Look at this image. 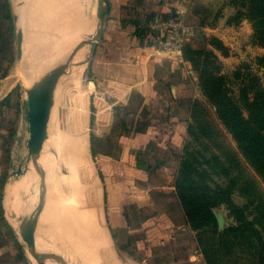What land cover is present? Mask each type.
Here are the masks:
<instances>
[{
    "label": "crops",
    "instance_id": "1",
    "mask_svg": "<svg viewBox=\"0 0 264 264\" xmlns=\"http://www.w3.org/2000/svg\"><path fill=\"white\" fill-rule=\"evenodd\" d=\"M7 6L14 34L20 29L22 43L28 35L21 3L0 0V264H41V251L52 248L55 236L57 264H205L189 252L175 194L196 89L183 52L149 44L141 34L148 15H166L168 7L111 0L87 88L70 89L31 180L52 202L54 216L12 176L28 156L29 96L13 78ZM55 48L61 51L60 41ZM72 97L85 99L83 126Z\"/></svg>",
    "mask_w": 264,
    "mask_h": 264
},
{
    "label": "rangeland",
    "instance_id": "2",
    "mask_svg": "<svg viewBox=\"0 0 264 264\" xmlns=\"http://www.w3.org/2000/svg\"><path fill=\"white\" fill-rule=\"evenodd\" d=\"M17 1L24 7V16L27 19L26 30L28 32L26 40L21 45L19 42L20 31L17 30V34L13 32L12 35L13 78L20 81L22 90L27 88L30 92H33L34 90L42 89L45 93L48 89L52 90L58 82L65 83L67 81L69 83V81L77 80L81 72L82 56L96 0ZM149 1L151 3L157 1L165 4L168 7L166 14L170 12V4L185 8L190 17L188 18V23H190L192 28L189 43L187 42L186 44H191L194 48L207 51L205 56L196 57L195 61L186 60L197 93V96L192 101V105L195 100H199L202 108H199L195 117H192V112H190V118L186 126L193 125V127L186 131L184 148H182L180 155L181 157L190 159L195 165L196 170L200 172V175L193 172L194 179L199 184H202V180L204 179V181L206 180L205 182L214 187L223 185L232 192V198L237 204L249 205L245 194L241 192V189L233 185L232 180L235 173L227 176L221 174L218 163L215 160V155L222 154L221 142L226 144L227 142L221 137H216L214 134L211 137L206 136L202 129V125L206 122H211L221 129L232 146H236L232 135L222 123L216 106L211 103L204 91L200 79V71L196 67V64L214 70L217 75L223 76L228 94L239 103L244 115L248 116L249 110L244 103V96H242L243 88L248 84L251 72H255L260 78L259 81L264 85V67H260L258 64V58L264 57V47L254 42V30L249 19L241 18L239 22L234 19L233 16H235L238 10L235 0ZM147 4L149 3L147 2ZM195 9L202 15L198 16L199 22L196 21L197 23L191 21V17H194L193 10ZM148 16L149 21L156 18L151 14ZM150 16L152 17L150 18ZM81 19L84 20L81 24L82 33L80 34L79 43H76L75 48L72 45V49L69 52L64 49L65 53L62 52L63 50H56V44L60 41L59 38L65 34L64 31L68 28L69 23L77 26L76 23L78 22L79 25ZM14 22L16 23V17L14 18ZM77 27H80V25ZM76 30L74 28L72 32ZM143 32L144 29L141 30L142 37ZM216 39L225 46V52L218 48L219 42ZM59 53L61 58L57 60ZM216 65H219L220 70H215ZM69 78L71 79L69 80ZM88 81L86 75L85 80L80 83L81 92L86 90ZM25 92L29 96L26 90ZM205 169H207V174L204 172ZM245 211V215L250 219H253L256 215L251 206L247 207ZM213 213L216 216L219 231H223L227 227L236 224L227 203L214 207ZM187 227L189 240H185V242L191 248L190 254L200 255L205 264H207L202 246L198 241L200 232L195 230L188 221ZM205 233H203V236Z\"/></svg>",
    "mask_w": 264,
    "mask_h": 264
},
{
    "label": "trees",
    "instance_id": "3",
    "mask_svg": "<svg viewBox=\"0 0 264 264\" xmlns=\"http://www.w3.org/2000/svg\"><path fill=\"white\" fill-rule=\"evenodd\" d=\"M235 2L238 10L234 19L237 22L241 18L249 19L254 30V42L264 47V0ZM193 11L197 17L202 16L196 9ZM5 16L11 20L14 32L9 6ZM218 48L225 52L226 48L222 43H218ZM206 53L207 51L194 48L191 44H186L183 51L184 58L190 61H195L196 57L205 56ZM258 64L264 67V57L258 58ZM196 67L200 71L207 97L216 106L217 113L236 146H232L221 129L213 123L206 122L202 129L206 136L214 134L227 142H221L223 151L222 154L215 155V160L221 174L227 176L235 173L233 185L241 189L249 205L237 204L232 198V192L223 185L214 187L203 178L202 184H199L194 179L193 172L197 175L200 172L190 159L181 155L175 178V194L182 204L188 223L200 232L198 241L207 264H264V85L255 72L249 74L248 84L244 86L242 94L249 110V115L245 116L239 103L228 94L223 76L199 64ZM215 70H220L219 65L215 66ZM200 107L202 108L200 101L195 100L192 117H195ZM192 127L193 125L187 127V131ZM205 170L207 174V169ZM223 203L229 205L236 224L219 231L213 208ZM249 206L256 212L253 219L245 215Z\"/></svg>",
    "mask_w": 264,
    "mask_h": 264
},
{
    "label": "water",
    "instance_id": "4",
    "mask_svg": "<svg viewBox=\"0 0 264 264\" xmlns=\"http://www.w3.org/2000/svg\"><path fill=\"white\" fill-rule=\"evenodd\" d=\"M110 11L111 0H96L81 62L82 69L78 78L80 82L85 80L94 52L101 41ZM19 34V42L21 45L23 42L21 32H19ZM70 83V81L69 83L66 81L63 85L61 82H58L52 90L48 89L45 94L40 97L38 94L26 89L29 94V98L27 99L30 132V138L28 140V156L25 164L16 168L12 173V176L17 175L20 177L19 181L25 191L34 189L37 198L40 201V205L54 216H56V211L52 202L47 197L44 190L32 185L31 180L38 168L48 138L56 125L60 99L61 97H66L71 88ZM66 85L68 86L64 88ZM56 243L57 237L55 236L52 248L50 250L41 251V264H57L55 255Z\"/></svg>",
    "mask_w": 264,
    "mask_h": 264
},
{
    "label": "built area",
    "instance_id": "5",
    "mask_svg": "<svg viewBox=\"0 0 264 264\" xmlns=\"http://www.w3.org/2000/svg\"><path fill=\"white\" fill-rule=\"evenodd\" d=\"M170 12L157 17L144 25L143 38L149 44L161 49L182 53L191 35L192 28L188 23L187 10L173 4Z\"/></svg>",
    "mask_w": 264,
    "mask_h": 264
},
{
    "label": "bare ground",
    "instance_id": "6",
    "mask_svg": "<svg viewBox=\"0 0 264 264\" xmlns=\"http://www.w3.org/2000/svg\"><path fill=\"white\" fill-rule=\"evenodd\" d=\"M74 18H75V17H74ZM77 19H78V18H77ZM73 20H74V19H73ZM82 21H84V20L81 19V23L79 22L80 27H77V26H79V25H78V22L76 23L77 26H76L75 24H70V23H69V25L67 26L68 28L64 31L65 34L63 33L64 35L62 34L63 36L60 38V41H62V43H60V44H61V50H63L62 52H64V53L66 52L64 49H66V50L69 52V51L72 49V47H71L72 45H73L74 48H75L76 43H79V40H80V34L82 33V32H81V31H82V30H81V24H82ZM75 22H76V21H75ZM71 23H74V22H71ZM83 25H84V23H83ZM74 28H75V30L77 29V30H76L77 33H76V31H74L76 34H75L74 32H72V31L74 30ZM66 33H67V34H66ZM84 46H85V45H84ZM59 50H60V49H59ZM84 50H85V47H84ZM60 53H61V52H60ZM60 53H59V55H58L59 57H57L58 59L56 58L57 60H59V59L61 58ZM64 53H63V54H64ZM57 60H55V61H57ZM71 69H72V68H71ZM81 69H82V66H81ZM80 74H81V72H80ZM80 74H79V76H80ZM43 76H44V75H43ZM70 76H71V74H70ZM70 79H71V78H69V80H70ZM79 81H80V80H78V79L75 80V81H72V82L70 83V84H71L70 87L72 88L75 84H77V83H81V82H79ZM67 86H68V85L64 86V88H66ZM71 88H70V89H71ZM70 89H69V91H70ZM69 91H68V93H69ZM70 92H71V91H70ZM68 93H67V95H68ZM67 95H66V97H67ZM81 95H82V94H81ZM81 95H80V96H81ZM74 96H75V95H74ZM78 96H79V95L77 94L75 97L77 98ZM66 97H61V99H60V106H59V109H60L62 103L64 102V100L66 99ZM67 98H69V97H67ZM80 98H82V97H79V100H80ZM84 98H85V96H84ZM69 99H70V98H69ZM77 99H78V98H77ZM67 100H68V99H67ZM67 100H66V101H67ZM73 100L75 101V98L73 99V97H72V101H73ZM79 100H78V102H76V101L74 102V101H73L74 103H72V104L74 105V107H76V108H73V107H72L73 105L71 104V102H70L69 104L72 105V106H71V109L73 108L72 111H74V109H76V111H77V110L79 111V112L77 111V113H76V111H75V113H76V115L79 114V115H78L79 119H77V120H78V121H81L80 119H82L83 117L80 118V115H81V116L83 115L84 117L86 116V115H84V112L86 111V110H85V106H87V105H86V103H85V99H83V100H81V101H79ZM69 101H70V100H68L67 102H69ZM83 101H84V102H83ZM65 104H66V103H65ZM65 104H64V106H62V108L64 107V110H65V108H67V110L69 111L70 108L68 109V107L65 106ZM69 104H67V105L70 107ZM67 110H65V112H66ZM62 111H63V110H62ZM68 111H67V112H68ZM72 111H70V112H71L70 114H73ZM67 112H66V113H67ZM68 113H69V112H68ZM85 114H86V112H85ZM76 115L73 114V116H75V117H76ZM67 116H68V115H67ZM71 116H72V115H71ZM69 118H71V117H69ZM69 120H70V119H69ZM70 121H71V120H70ZM83 122H84V121H83V119H82V121L80 122L81 125L84 124ZM75 123H76V122H75ZM77 123H78V122H77ZM78 124H79V123H78ZM81 125H80V126H81ZM77 126H78V125H77ZM82 126H83V125H82ZM54 127H55V126H54ZM74 128H75V127H74ZM53 129H54V128H53ZM75 129H76V128H75ZM52 131H53V130H52ZM73 131H75V130H73ZM73 131H72V132H73ZM76 133H77V132H76ZM72 135H73V134H72ZM75 135H76V134H75ZM79 135H80V134H79ZM79 135H77V136H79ZM74 137H75V136H74ZM75 139H76V138H75ZM73 141H75V140H73ZM76 143H77V142H76ZM77 144H78V143H77ZM77 147H78V146H77ZM82 149H83V148H82Z\"/></svg>",
    "mask_w": 264,
    "mask_h": 264
}]
</instances>
